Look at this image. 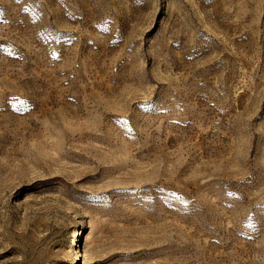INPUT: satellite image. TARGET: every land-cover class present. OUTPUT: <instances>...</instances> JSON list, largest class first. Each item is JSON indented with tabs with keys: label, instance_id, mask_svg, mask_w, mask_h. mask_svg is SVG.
I'll use <instances>...</instances> for the list:
<instances>
[{
	"label": "rangeland",
	"instance_id": "rangeland-1",
	"mask_svg": "<svg viewBox=\"0 0 264 264\" xmlns=\"http://www.w3.org/2000/svg\"><path fill=\"white\" fill-rule=\"evenodd\" d=\"M0 264H264V0H0Z\"/></svg>",
	"mask_w": 264,
	"mask_h": 264
}]
</instances>
